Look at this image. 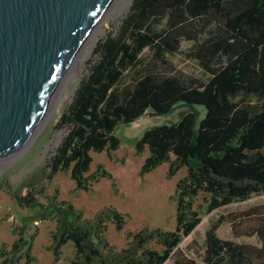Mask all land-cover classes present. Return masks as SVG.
<instances>
[{
    "label": "trees",
    "instance_id": "trees-1",
    "mask_svg": "<svg viewBox=\"0 0 264 264\" xmlns=\"http://www.w3.org/2000/svg\"><path fill=\"white\" fill-rule=\"evenodd\" d=\"M183 40L194 41L187 56L198 62L206 80L178 71L168 58L181 50ZM88 64V74L56 124L66 133L46 177L70 172L76 188L89 191L92 180L99 181L87 175L93 153L110 154L120 147L117 126L149 110L169 115L181 104L192 110L178 121L147 128L137 149L149 152L142 176L166 162L169 177L182 168L186 174L176 184L175 228L129 231L122 248L108 240L106 222L112 220L121 231L126 213L107 207L87 219L83 209L58 199L57 190L42 203L44 188L37 189V179L26 182L28 193H15L20 204L57 214L51 245L56 261L72 241L71 264H164L200 224L199 196L209 213L264 194V0H132L118 30L97 42ZM248 96L257 97V103L247 102ZM198 107L205 110L201 118ZM225 219L206 232L204 264H264V205L229 220L235 236L257 235L260 246L219 237ZM247 221L253 223L244 228ZM14 231L19 236L11 249L1 248L0 264H18L23 258L32 264V239H26L24 228Z\"/></svg>",
    "mask_w": 264,
    "mask_h": 264
},
{
    "label": "rangeland",
    "instance_id": "rangeland-1",
    "mask_svg": "<svg viewBox=\"0 0 264 264\" xmlns=\"http://www.w3.org/2000/svg\"><path fill=\"white\" fill-rule=\"evenodd\" d=\"M125 1L127 0H120L101 21L98 40L96 43L90 41L88 47L92 46L91 53L86 55L85 64L71 78L68 98L64 100L65 94L63 95L60 105L54 109L37 137L15 157L10 158L8 166L0 167V250L4 245L11 249L19 236L14 229L19 231L24 228L26 239L28 241L32 239L33 243L32 254L36 257V261L32 264H71L75 256V246L70 241L62 247L60 260H55L51 245L52 235L57 226L56 212L51 208L42 211L39 206H22L15 196L17 191L23 195L28 193L30 187L24 184L32 178L37 179V189L44 188V193L39 195L40 201L44 204L48 203L47 196L57 190L58 199L68 200L77 208L83 209L84 218L87 219H92L99 210L107 207L117 208L126 213V224L121 231L116 230L112 220L106 222L108 240L117 248L127 244L126 234L129 231H137L144 226L173 230L176 226L177 204L174 194L177 181L186 174V168L180 169L177 174L169 177L170 163L166 162L142 176V164L149 152L147 149L142 153L139 152L137 141L149 127L178 121L182 115L192 110L188 106L178 105L172 113L165 116L156 115L149 110L135 122L117 126L114 134L121 139L120 147L111 151L110 154L107 151L93 153L94 160L87 175H96L99 181L92 180V188L89 191L77 189L70 172H59L52 179L46 177V172H49L47 167L49 160L66 133L65 129L57 128L56 124L71 103L82 78L88 74V62L92 59L97 42L109 32L118 30L121 19L132 3V0H128L127 8L119 13V8ZM193 46L194 41L183 40L181 50L168 55V58L178 71L206 80L208 75L199 67L198 62L187 56ZM149 54L146 50L143 55L147 58ZM246 99L253 104L258 101L255 96H248ZM198 109L201 111V118L205 110L203 107ZM60 133H62L61 136H59ZM103 171H106L108 175L101 176ZM197 205H202L200 206L202 216L200 224L190 235L182 239L173 256L164 264H204L206 232L222 216L226 219L217 229L219 237L231 239L237 243L261 245L257 235L235 236L229 220L233 215L240 216L244 211L264 205L263 193L253 194L246 200L234 201L209 213L206 212L207 203L203 195L198 197ZM252 223L247 221L244 223V228ZM18 264H25V258Z\"/></svg>",
    "mask_w": 264,
    "mask_h": 264
},
{
    "label": "water",
    "instance_id": "water-1",
    "mask_svg": "<svg viewBox=\"0 0 264 264\" xmlns=\"http://www.w3.org/2000/svg\"><path fill=\"white\" fill-rule=\"evenodd\" d=\"M119 1L0 0V161L37 137L93 30Z\"/></svg>",
    "mask_w": 264,
    "mask_h": 264
},
{
    "label": "bare ground",
    "instance_id": "bare-ground-1",
    "mask_svg": "<svg viewBox=\"0 0 264 264\" xmlns=\"http://www.w3.org/2000/svg\"><path fill=\"white\" fill-rule=\"evenodd\" d=\"M128 0L125 1L119 8V13H122L126 8H127V5H128ZM101 23H99L97 25V27L93 30L91 36L89 37V40L84 48V51L82 54H80V56L78 57V62H77V67L74 71L70 72L68 75H67V78L65 79V82L63 84V87H62V90L60 91L56 101L54 102V105L52 107V111L50 113V115H52V112L54 111V109L56 107H58L60 105V101L62 100L63 98V95L65 94V98L64 100H66L68 98V88H69V84H70V81H71V78L78 72L79 69L82 68V66L85 64V61L87 59L86 55L88 53H91L90 51L92 50V46L91 47H88L90 44V41H93V43H96V41L98 40L99 38V33L101 32ZM62 133L59 134V136H61ZM9 160L10 159H7V160H3V161H0V167H3L4 165H8L9 163Z\"/></svg>",
    "mask_w": 264,
    "mask_h": 264
}]
</instances>
